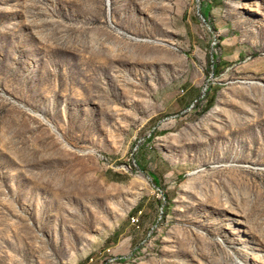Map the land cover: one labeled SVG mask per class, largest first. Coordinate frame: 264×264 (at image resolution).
I'll use <instances>...</instances> for the list:
<instances>
[{
  "label": "rangeland",
  "instance_id": "rangeland-1",
  "mask_svg": "<svg viewBox=\"0 0 264 264\" xmlns=\"http://www.w3.org/2000/svg\"><path fill=\"white\" fill-rule=\"evenodd\" d=\"M0 264H264V0H0Z\"/></svg>",
  "mask_w": 264,
  "mask_h": 264
},
{
  "label": "crops",
  "instance_id": "crops-1",
  "mask_svg": "<svg viewBox=\"0 0 264 264\" xmlns=\"http://www.w3.org/2000/svg\"><path fill=\"white\" fill-rule=\"evenodd\" d=\"M116 245H117V246L115 247V250H114L115 252L118 251V246H119V244L117 243ZM119 249H120V248H119Z\"/></svg>",
  "mask_w": 264,
  "mask_h": 264
},
{
  "label": "built area",
  "instance_id": "built-area-1",
  "mask_svg": "<svg viewBox=\"0 0 264 264\" xmlns=\"http://www.w3.org/2000/svg\"><path fill=\"white\" fill-rule=\"evenodd\" d=\"M134 220H136V219H134Z\"/></svg>",
  "mask_w": 264,
  "mask_h": 264
}]
</instances>
